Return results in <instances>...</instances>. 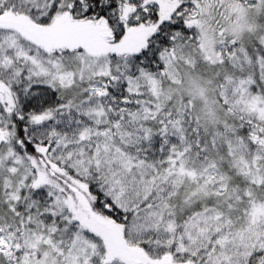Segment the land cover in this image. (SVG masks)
Wrapping results in <instances>:
<instances>
[{
  "label": "snow or ice",
  "instance_id": "1",
  "mask_svg": "<svg viewBox=\"0 0 264 264\" xmlns=\"http://www.w3.org/2000/svg\"><path fill=\"white\" fill-rule=\"evenodd\" d=\"M0 264H264V0H0Z\"/></svg>",
  "mask_w": 264,
  "mask_h": 264
}]
</instances>
